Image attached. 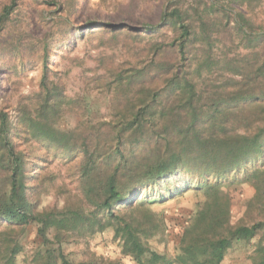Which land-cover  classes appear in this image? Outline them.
<instances>
[{
  "label": "trees",
  "instance_id": "16d2710c",
  "mask_svg": "<svg viewBox=\"0 0 264 264\" xmlns=\"http://www.w3.org/2000/svg\"><path fill=\"white\" fill-rule=\"evenodd\" d=\"M262 1L167 0L161 23L141 29L127 19L88 18L78 29L69 17L54 21L55 48L70 51L77 30L82 40L97 36L100 47L126 56H139L134 43L146 41L145 60L126 67L102 54V73L92 80L111 94L114 118L62 129L66 112L88 106L67 92L68 69L52 68L55 49L45 35L38 90L21 98L14 116L0 108V264L16 263L30 226L41 241L34 264H73L66 243L110 228L137 264H222L235 243L252 239L253 264H264V216L234 222L224 191L244 182L264 190V27L246 11ZM17 6L10 0L2 7L0 45ZM226 38L229 47L221 45ZM241 47L245 53H232ZM41 145L80 154L81 202L37 209ZM181 172L197 176L190 187L205 198L170 258L149 244L164 230L150 204L178 195L180 188H169Z\"/></svg>",
  "mask_w": 264,
  "mask_h": 264
},
{
  "label": "rangeland",
  "instance_id": "374dc122",
  "mask_svg": "<svg viewBox=\"0 0 264 264\" xmlns=\"http://www.w3.org/2000/svg\"><path fill=\"white\" fill-rule=\"evenodd\" d=\"M10 0H0L2 7ZM63 6L66 10L62 11ZM18 6L11 14L8 30L0 45V108L8 110L13 116L22 97L38 90L41 77L42 41L45 35L50 36L51 47L55 49L52 57V68L66 71L63 75L67 92L80 95L87 102V111L73 109L66 112L60 120L62 129L83 125L86 121H109L113 116L111 94L98 86L92 78L102 73L99 58L102 54L108 56L107 62L127 65V62L143 64L148 46L146 41L134 43L138 47V55L126 51L116 52L100 47L97 36L91 42L82 40L78 31L73 30L74 38L67 41L70 51L65 47L55 48V41L60 34L56 33L54 21L61 17L70 18L76 29L83 26L88 18L112 22H125L132 27L149 24H160L161 15L166 9L167 0H17ZM257 25L264 27V0L253 10H246ZM72 12V18H71ZM53 33V36H52ZM157 35V34H155ZM237 36V33L234 35ZM237 39V38H235ZM128 41V40H127ZM237 42V40H235ZM227 47L232 45L229 38L223 39ZM238 43V42H237ZM222 47V46H220ZM221 49L219 48L218 51ZM232 53H245L241 47ZM75 60V61H74ZM82 65H76L80 64ZM127 67V66H126ZM66 74V73H65ZM35 146H40L35 143ZM41 159L34 185V199L38 210L50 207L62 208L67 202L79 203L83 195L79 188L78 163L80 154L77 151H57L39 148ZM197 176H187L186 172L175 175L170 190L180 188L174 198L166 202H154L150 208L163 220V232L149 239L153 249L166 253L170 258L177 255V245L185 223L195 214L204 201V194L190 186L198 181ZM189 188V189H188ZM165 188L162 193L170 191ZM224 191L230 196L234 222L238 220H254L264 216V190L258 193L250 182L232 183L225 186ZM158 194H156L157 197ZM254 201L250 205L251 201ZM257 239L248 242L235 243L225 256L222 264H253V255ZM23 251L17 256L15 264H34V252L41 243L37 237V227L30 226L22 240ZM64 250L73 264L99 262L100 264H137L130 256L121 253L119 240L114 239L112 228L90 237L80 238L66 243Z\"/></svg>",
  "mask_w": 264,
  "mask_h": 264
}]
</instances>
